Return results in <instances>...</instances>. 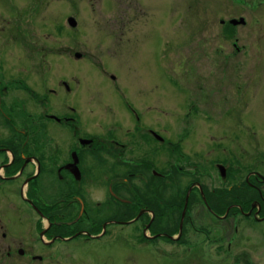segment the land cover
<instances>
[{
	"label": "flooded vegetation",
	"instance_id": "obj_1",
	"mask_svg": "<svg viewBox=\"0 0 264 264\" xmlns=\"http://www.w3.org/2000/svg\"><path fill=\"white\" fill-rule=\"evenodd\" d=\"M11 16H0V37L16 43L20 57H25L20 35L27 33L29 20L26 15ZM241 18L220 19L219 36H235V29L246 22L230 21ZM221 56L217 51L216 57ZM14 67L0 59V201L8 200V187L20 206L9 200L10 208H0V214L19 208L33 212L37 239L31 242L46 247L49 242L88 245L105 241L111 229L136 226L138 245L154 246L157 262L184 259L183 264H193L186 260L191 255L173 253L176 246H192L196 240L186 238L191 231L203 236L198 242L204 253L193 256L194 264H264V150H258L249 134L234 129L239 123L238 84L233 83L227 100L228 80L219 83L216 114L220 120L222 115L236 117L208 144L201 127L208 115L202 86L187 89L179 80H167L169 95L174 87L187 93L184 110L173 109L171 96L167 110L159 108L158 80H149V87L137 82L133 89L116 85L111 75L118 103L95 111L91 98L78 100L76 80L73 100L66 78L52 79L57 81L49 87L48 78ZM197 144L198 149L193 148ZM194 206H200L197 218ZM208 219L214 220L213 227ZM240 219L251 230L262 231V242H238ZM14 242L21 241L10 239L0 219V257H28Z\"/></svg>",
	"mask_w": 264,
	"mask_h": 264
},
{
	"label": "rangeland",
	"instance_id": "obj_2",
	"mask_svg": "<svg viewBox=\"0 0 264 264\" xmlns=\"http://www.w3.org/2000/svg\"><path fill=\"white\" fill-rule=\"evenodd\" d=\"M16 13L29 20L27 33L20 35L27 50L25 57H20L16 43L1 34L0 59L10 68L27 67L29 72H35L33 76L48 78L45 86L49 87L57 81L52 79L66 78L73 100L76 80L78 100L91 98L95 111L118 103V95L111 91V75L116 85L133 89L137 82L149 87V80H158L159 108L167 110L171 107L170 96L173 109L184 110L181 105L187 96L179 87L169 95L167 80H179L187 89L202 86L208 115L201 127L208 144L211 136L218 137L221 129L231 126L227 120L236 117L222 115L221 121L216 114L220 111L214 103L220 96L217 88L228 80L227 100L232 96L233 83L240 86L235 131L249 134L258 150H264V0H0L1 17ZM68 15L76 21L74 28L66 22ZM238 17L245 19V26L237 27L235 36L221 38L219 20ZM20 37L16 36V40ZM217 51L223 57H216ZM75 53H80L81 58L75 59ZM159 119L167 120L166 116ZM243 147L248 150L247 141H243ZM248 153L252 158L254 149ZM5 196L8 200L0 201V208H10L9 200L15 199L8 187ZM15 203L20 206L16 199ZM193 209V214L200 212V206ZM2 213L0 219L10 239L21 241L14 243L26 249L28 257L2 256L0 264H166L157 262L154 246L138 245L140 230L136 226L125 231L111 229L103 242H55L46 247L31 242L37 239V217L33 212L19 208L13 214ZM208 221L213 227L214 220ZM247 224L240 219L238 242H262V231H253ZM186 238L196 241L190 242L192 246H176L173 253L191 255L186 260L194 264L193 256L204 253L198 242L203 236L190 231ZM189 247L194 249L187 251ZM29 255L44 259L33 261Z\"/></svg>",
	"mask_w": 264,
	"mask_h": 264
},
{
	"label": "water",
	"instance_id": "obj_3",
	"mask_svg": "<svg viewBox=\"0 0 264 264\" xmlns=\"http://www.w3.org/2000/svg\"><path fill=\"white\" fill-rule=\"evenodd\" d=\"M233 25H239V24H242L244 23V20L243 19H239V20H231L230 21ZM68 23L71 27H75L76 26V21L73 19V18H69L68 19ZM74 58L75 59H79L81 58V54L80 53H75L74 54ZM189 194V193H188ZM188 194L186 195V199H185V204H184V209H183V212H182V216H181V221H180V227H179V234H178V237L179 235L181 234V226H182V220H183V216H184V212H185V209H186V205H187V197H188ZM78 234H76L77 236ZM49 243H52V242H49ZM35 259H41L40 257H36Z\"/></svg>",
	"mask_w": 264,
	"mask_h": 264
}]
</instances>
